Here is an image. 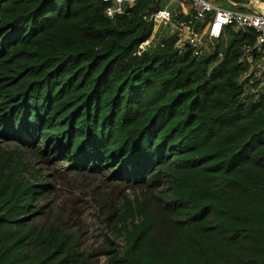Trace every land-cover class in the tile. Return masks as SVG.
Masks as SVG:
<instances>
[{"label":"trees","instance_id":"1","mask_svg":"<svg viewBox=\"0 0 264 264\" xmlns=\"http://www.w3.org/2000/svg\"><path fill=\"white\" fill-rule=\"evenodd\" d=\"M106 8L0 0V264H91L75 235L33 224L51 184L27 155L146 190L107 216V264H264V93L239 84L257 34L139 51L161 0Z\"/></svg>","mask_w":264,"mask_h":264},{"label":"rangeland","instance_id":"2","mask_svg":"<svg viewBox=\"0 0 264 264\" xmlns=\"http://www.w3.org/2000/svg\"><path fill=\"white\" fill-rule=\"evenodd\" d=\"M166 3L167 0H161V7ZM213 3L227 8L222 0H214ZM174 7L172 5L171 9ZM168 34V29L159 28L154 31L148 46L158 43ZM259 82V88L245 90L244 93L253 94L254 102L264 93V74ZM27 158L31 168L46 175L51 184L50 193L38 201L44 207L43 213L33 218V224L43 228H60L75 235L79 250L91 264H107V257L103 255L105 238H111L107 216L125 197H140L146 190L114 184L106 181L105 176L68 172L64 165L56 162L46 164L31 155H27Z\"/></svg>","mask_w":264,"mask_h":264},{"label":"built area","instance_id":"3","mask_svg":"<svg viewBox=\"0 0 264 264\" xmlns=\"http://www.w3.org/2000/svg\"><path fill=\"white\" fill-rule=\"evenodd\" d=\"M99 1L107 5V18L114 19L132 8L138 0ZM213 1L167 0L164 7L152 12L148 18L153 23V33L159 28L168 29L169 34H176L178 37L176 49L181 52L185 47H189L194 56L200 57L210 53L216 46H226L227 28L242 32L254 31L257 34L255 49L260 46L256 49L258 58H254L251 50H246L243 61L250 66L240 78L239 84L244 93L245 90L259 88V81H262L264 74V52L261 51L264 47V4L258 0L241 5L228 2L229 7L223 8ZM172 5H175L174 9H171ZM149 40L139 46V51L146 50Z\"/></svg>","mask_w":264,"mask_h":264},{"label":"water","instance_id":"4","mask_svg":"<svg viewBox=\"0 0 264 264\" xmlns=\"http://www.w3.org/2000/svg\"><path fill=\"white\" fill-rule=\"evenodd\" d=\"M260 48V46L258 45V46H256V49H259Z\"/></svg>","mask_w":264,"mask_h":264},{"label":"crops","instance_id":"5","mask_svg":"<svg viewBox=\"0 0 264 264\" xmlns=\"http://www.w3.org/2000/svg\"><path fill=\"white\" fill-rule=\"evenodd\" d=\"M261 2V4L263 3L264 4V2L263 1H260Z\"/></svg>","mask_w":264,"mask_h":264}]
</instances>
